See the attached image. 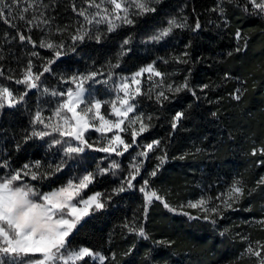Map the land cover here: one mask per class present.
Returning <instances> with one entry per match:
<instances>
[{
    "label": "trees",
    "instance_id": "1",
    "mask_svg": "<svg viewBox=\"0 0 264 264\" xmlns=\"http://www.w3.org/2000/svg\"><path fill=\"white\" fill-rule=\"evenodd\" d=\"M4 3L9 8L4 9L6 19L0 18V86L8 87L17 97L25 92L27 95L15 107L0 108V163L9 162L8 168H0V177L25 163L40 161L47 169L60 161L62 151L58 146L50 147L52 137L25 141L24 135L33 130L31 121L37 110L45 118L52 115L61 97L50 93L66 92L72 87L65 82L69 77L101 73L94 81H88L85 88L95 98L110 102L120 76L150 63L163 74L162 78H142V95L133 101L135 114L130 117L143 114L151 126L123 155L88 149L48 179L24 178L25 183L43 193L96 171L98 166L107 168L113 160L120 164L115 175H97L82 193L83 198L101 193L105 207L93 211L74 231L69 237V248L88 247L106 257L104 264H259V259L247 254L246 249L249 245L256 249L257 242L264 244V224L258 222L264 218V185L257 183L264 177V154L258 151L252 155L254 148L264 147V13L253 11L247 0H160L151 5L155 12L134 16L133 25L107 33L106 25L89 26L78 15L81 9L90 16L97 11L89 8L88 0ZM30 3L34 6L28 8ZM25 8L27 12H23ZM21 13L24 20L19 19ZM173 17L180 21L186 18L189 26L173 29L159 42H145ZM43 20L48 23H42ZM197 20L200 28L193 31ZM28 21L37 26L30 28ZM81 26L91 28L92 38L74 42L71 37ZM97 29L106 33L99 43L94 38ZM237 31L242 34L240 39L236 37ZM19 34L30 36L35 44L20 41ZM126 38L131 42L125 46L126 55L120 57V46ZM42 40L62 42L65 54L41 76L38 88L28 90L15 82L22 79L28 62H32L34 72L40 73L54 55L52 50L39 46ZM237 48L241 51L237 52ZM33 52L38 55L33 56ZM117 63L119 67L113 68ZM109 72L113 73L111 79ZM185 79L188 88L179 93L167 91V85L178 86ZM45 88L49 90L47 94ZM237 90L242 93L240 100L232 95ZM160 91L165 92L167 100L157 101ZM101 111L109 115L110 104H104ZM178 111L184 116L173 129L172 117ZM125 127L127 130L121 135L132 144V129ZM92 137L100 138L101 134L93 130L86 134L88 142L94 145ZM153 141L160 144L147 157L138 156ZM161 156H166L163 165L158 159ZM133 163L141 165L133 188L124 184L125 191L114 192L129 176ZM158 165L157 175L151 176ZM145 180L149 182L148 191H156L177 211H169L161 201L153 199L145 214L144 195L140 191ZM234 181H240L245 194L232 209L221 208V214L213 215L215 223L182 214L202 216L203 213L186 207L188 202L211 198L209 207H215L220 204L216 197L226 195ZM125 225L144 227L148 238L130 232ZM80 264L100 262L88 257Z\"/></svg>",
    "mask_w": 264,
    "mask_h": 264
},
{
    "label": "snow or ice",
    "instance_id": "2",
    "mask_svg": "<svg viewBox=\"0 0 264 264\" xmlns=\"http://www.w3.org/2000/svg\"><path fill=\"white\" fill-rule=\"evenodd\" d=\"M16 2L17 0H13V3ZM159 2L160 0H99V3H96V0H88L89 8L94 7L97 11L90 16L87 10L81 9L78 15L84 18L87 25H106L107 33H113L124 25H133L136 22L133 19L134 16L143 17L148 13L155 12V8L151 5ZM247 3L251 4L253 11L257 14L264 13V0H259V2L257 0H247ZM33 6L34 3H30L28 8ZM5 8H9V5L5 4L4 0H0V18L6 19ZM28 8L23 9V12H27ZM73 11H76L75 7ZM219 11L223 14L224 9L221 7ZM8 15H11V12ZM41 15L43 14L41 13ZM19 19H25L23 13H21ZM42 23L47 24L48 21L43 20ZM28 24L30 28L37 26L33 21H28ZM188 26L186 18L180 21L173 17L167 21L166 27L158 30L156 34L149 36L145 42H159L169 36L173 29H183ZM199 28L200 24L197 20L193 31ZM105 35L106 33H101L97 29L94 38L99 43ZM241 35L240 31L236 32L237 39H240ZM86 38H92L91 28L83 26L71 37L74 42L83 41ZM19 40L35 44L30 36L26 37L23 34H19ZM130 42V38L123 40L120 46V57L126 55L128 50L125 46ZM39 46L52 50L54 55L52 59L47 60L43 72L40 73L34 72L32 62H28L26 69L22 73V79L15 81L17 84L25 85L28 90L38 88L41 76L49 72L51 70L50 66L55 63V60L65 54L63 51L65 46L62 42L56 44L51 41L45 42L42 40ZM236 51L239 52L241 49L237 48ZM32 55L36 56L38 53L33 52ZM184 55L187 56L188 54L184 53ZM178 62L186 63L187 61L179 60ZM112 67H119V63L112 65ZM145 72L149 73V79L153 75L163 77L162 73L155 70L154 64L150 63L133 73L130 77H122L120 82L115 84L116 99L110 102L95 98L89 100L86 97L85 84L88 81H94L101 73L90 72L73 75L65 82L74 85V87H69L66 92L52 91L50 93L52 96L61 97V102L57 105L51 116L45 118L41 111L37 110L35 112L31 121L33 130L30 133H25L24 140L27 141L32 138L42 140L45 137H52L50 147L58 146L59 150L62 151V157L55 166L50 164L47 169H44V165L40 161H35L33 163H25L21 168L12 170L10 174L0 177V264H80V262H84L88 257L98 259L100 264H104L106 257L88 247L81 246L78 250L74 248L70 249L69 237L93 211H99L105 207L100 198L101 193H93L87 196L86 199L82 197V193L94 183L97 175H105L108 172H112L115 175L116 170L120 169V164L113 160L107 168H100L98 166L96 171H89L78 178L69 179L66 184L59 188L43 193L30 184L25 183L24 178L30 176L32 180L48 179L55 175V173L62 171L69 162L77 161L88 149L108 155L115 154L116 156H121L135 145L137 137L148 131L151 126L150 123L145 122L143 114L137 115L134 118H130L129 115L135 112L133 101L137 96L142 95L138 77H141ZM112 75L113 73L111 72L107 73L109 79L112 78ZM107 82L104 81V83ZM133 85L135 86L134 90L132 88ZM202 87L207 88L208 85H203ZM186 88H188L187 79H185L183 84L178 86L167 85L168 92L179 93ZM44 92L47 94L49 90L45 88ZM120 93H123V97L120 96ZM26 95L27 92L17 97L8 87L0 86V108L5 106L15 107L24 100ZM232 95L234 99L240 100L242 93L237 90ZM156 99L159 102L167 100L168 96L164 91H160L156 94ZM104 104H110L109 116H114V120L102 113L101 109ZM183 116V112L178 111L175 113L171 123L173 129H176L178 122ZM147 120L150 121L151 116H148ZM137 122L139 123L138 130L135 128ZM37 125H42V130H37L35 127ZM125 125L132 129V144L126 143L121 135V133L127 130ZM90 129L101 133L102 140L98 143H103L106 140L104 146L94 147L93 144L88 142L86 133ZM109 133H112L110 137L107 135ZM57 136L59 138H56ZM159 144L160 141H153L147 144L144 146V150L138 153V156L147 157L148 153ZM121 146L123 147V151L120 150ZM19 147L18 144L17 148ZM258 151L264 154V147L259 149L254 148L252 155H256ZM158 159L160 165H163L166 156H161ZM133 160L135 161L136 157H133ZM261 163L264 164V161H261ZM8 167L9 162L7 160L0 163V168ZM130 168L129 176L122 181L119 188L113 190L114 192L125 191L124 184L129 189L133 188V181L140 174L141 165L133 163L130 165ZM158 168L159 165L150 175L156 176ZM148 183L145 180L140 188V191L144 195L145 214H147L148 205L153 202V199L161 201L169 211L176 212L177 209L171 208L156 191L147 190ZM257 183L264 185V177ZM244 194L245 189L241 186L240 181H234L226 195L221 194L216 197L220 201V204L215 207H209L211 198L205 199L201 197L196 201L188 202L186 207L203 213L202 216H192L188 212H182V214L188 216L189 219L211 220L212 223H215L216 221L212 219V216L221 214V208L225 211L232 209L233 205L239 202ZM183 207L185 206H181V208ZM258 222L264 224V218ZM125 227H128L130 232H135L140 237L148 238L142 226L138 229L128 225H125ZM257 244L258 247L256 249L249 245L246 252L249 255L256 256L259 259V264H264V244L260 242H257Z\"/></svg>",
    "mask_w": 264,
    "mask_h": 264
},
{
    "label": "rangeland",
    "instance_id": "3",
    "mask_svg": "<svg viewBox=\"0 0 264 264\" xmlns=\"http://www.w3.org/2000/svg\"><path fill=\"white\" fill-rule=\"evenodd\" d=\"M148 64H146V65H144V66H142L141 68H143V67H146ZM141 68H139L138 70H136V71H134V72H132V73H130V74H124V75H122V76H120V78L118 79V81L116 82V84L117 83H119L120 82V80H121V78L122 77H126V76H128V77H130L133 73H135V72H137V71H139ZM156 70V69H155ZM157 71V70H156ZM144 76H149V73H147V72H145L141 77H138V79L140 80V88H141V86H142V78L144 77ZM153 76H155V75H153ZM72 87H74V85L72 86ZM132 88H133V90L135 89V86L133 85L132 86ZM114 95H113V98H112V100H114V99H116V96H117V92H116V89L114 88V93H113ZM120 96L121 97H123V93H120ZM86 97L89 99V100H91L92 98H95L94 96H92V94L91 93H89V91L86 89ZM95 99H97V98H95ZM134 103V102H133ZM117 106H119V105H117ZM132 114H135V112L134 113H132ZM106 115V114H105ZM130 116H131V114H129ZM108 118H110V119H115V117L114 116H109V115H106ZM130 118H134V117H130ZM135 128H136V130H138L139 129V123L137 122V124L135 125ZM93 129H90L89 131H92ZM88 131V132H89ZM93 131H95V130H93ZM87 132V133H88ZM86 133V134H87ZM99 133V132H98ZM101 134V133H100ZM109 137L112 135V133H109V134H107ZM92 139V142L94 143V145L97 147H102V146H104L105 144H106V140L105 141H103V143H98L99 141H101L102 140V137H100V138H94V137H92L91 138ZM120 150L121 151H123V147L121 146V148H120ZM78 182V181H77ZM60 187V186H59ZM59 187H57V188H59ZM56 189V188H55ZM53 190V189H52ZM52 190H50V191H52ZM47 192H49V191H47ZM96 193V192H95ZM93 194V193H92ZM92 194H90V195H92ZM89 196V195H88ZM87 197H85V199H86ZM79 248H77L76 250H78ZM100 255H102L101 253H99ZM91 258V257H90ZM91 259H93V258H91ZM93 260H96V261H99L98 259H93ZM100 262V261H99Z\"/></svg>",
    "mask_w": 264,
    "mask_h": 264
}]
</instances>
